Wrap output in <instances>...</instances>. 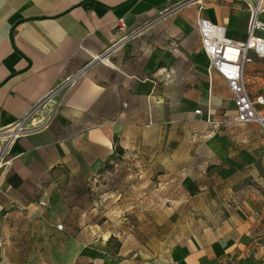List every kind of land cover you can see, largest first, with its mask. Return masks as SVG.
<instances>
[{"label": "crops", "instance_id": "crops-1", "mask_svg": "<svg viewBox=\"0 0 264 264\" xmlns=\"http://www.w3.org/2000/svg\"><path fill=\"white\" fill-rule=\"evenodd\" d=\"M258 18L264 21V13ZM249 19L243 0H0V144L6 162L0 167V264L240 259L264 221L250 199L215 203L210 197L202 224L147 260L140 253L109 254L73 197L116 147L160 143L148 141L147 132L159 130L164 117L172 122L197 105L204 118L213 115L220 124L236 116L232 92L209 68L199 22L224 27L227 38L241 42ZM248 58L243 77L254 101L264 98V58L251 51ZM77 74L56 104H43L27 120L26 132L5 143L18 121ZM262 105L255 109L264 119ZM227 160L247 162L241 154Z\"/></svg>", "mask_w": 264, "mask_h": 264}, {"label": "rangeland", "instance_id": "rangeland-1", "mask_svg": "<svg viewBox=\"0 0 264 264\" xmlns=\"http://www.w3.org/2000/svg\"><path fill=\"white\" fill-rule=\"evenodd\" d=\"M56 101L57 96L47 107ZM195 108L199 113L184 112L172 122L164 117L159 130L147 132L148 141L160 143L116 147L73 197L86 208L83 220L93 237L106 240L109 254L140 253L148 260L164 253L202 224L210 197L215 203L250 199L264 215V122L235 116L220 124ZM240 154L247 162H228ZM234 264H264V221Z\"/></svg>", "mask_w": 264, "mask_h": 264}, {"label": "built area", "instance_id": "built-area-1", "mask_svg": "<svg viewBox=\"0 0 264 264\" xmlns=\"http://www.w3.org/2000/svg\"><path fill=\"white\" fill-rule=\"evenodd\" d=\"M250 10L247 37L244 41L236 42L225 36V29L215 26L205 20L199 22V32L202 42V50L207 55L209 68L216 71L227 83L233 96V104L236 110L235 120L239 122L258 121L264 119L257 116L254 104H264V98L257 97L252 101L245 89L243 67L249 61L248 53L251 51L257 57L264 58V21L259 20L258 15L264 11L262 0H243ZM258 32H261L259 34ZM98 59V57H97ZM78 74L68 77L59 83L44 100L35 105L33 109L20 121H18L5 136V143L26 132L27 120L35 113L41 112L43 104L51 102L57 96L56 103L75 83ZM54 103V104H56ZM199 113V110H195ZM4 144H0V167L6 162L3 156ZM44 205V202H39ZM62 228L61 224L56 226ZM1 243V242H0Z\"/></svg>", "mask_w": 264, "mask_h": 264}, {"label": "water", "instance_id": "water-1", "mask_svg": "<svg viewBox=\"0 0 264 264\" xmlns=\"http://www.w3.org/2000/svg\"><path fill=\"white\" fill-rule=\"evenodd\" d=\"M98 59H100V57H98Z\"/></svg>", "mask_w": 264, "mask_h": 264}, {"label": "bare ground", "instance_id": "bare-ground-1", "mask_svg": "<svg viewBox=\"0 0 264 264\" xmlns=\"http://www.w3.org/2000/svg\"><path fill=\"white\" fill-rule=\"evenodd\" d=\"M259 2V1H258Z\"/></svg>", "mask_w": 264, "mask_h": 264}, {"label": "trees", "instance_id": "trees-1", "mask_svg": "<svg viewBox=\"0 0 264 264\" xmlns=\"http://www.w3.org/2000/svg\"><path fill=\"white\" fill-rule=\"evenodd\" d=\"M121 150V149H120Z\"/></svg>", "mask_w": 264, "mask_h": 264}]
</instances>
